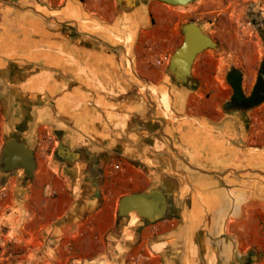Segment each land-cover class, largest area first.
Here are the masks:
<instances>
[{
    "label": "crops",
    "instance_id": "1",
    "mask_svg": "<svg viewBox=\"0 0 264 264\" xmlns=\"http://www.w3.org/2000/svg\"><path fill=\"white\" fill-rule=\"evenodd\" d=\"M194 14L157 1L117 12L116 0H0V152L16 134L35 162L28 181L0 173V228L18 253L46 264L264 255V104L247 121L222 111L231 90L214 51L193 65L197 89L165 73ZM260 63L244 53L230 68L253 86ZM153 189L170 198L165 220L117 218L122 197Z\"/></svg>",
    "mask_w": 264,
    "mask_h": 264
},
{
    "label": "water",
    "instance_id": "2",
    "mask_svg": "<svg viewBox=\"0 0 264 264\" xmlns=\"http://www.w3.org/2000/svg\"><path fill=\"white\" fill-rule=\"evenodd\" d=\"M151 1L172 7H185L195 2V0H116L117 12H129L141 4L144 5ZM180 34L181 44L168 59L165 73L173 85L189 90L197 89L198 83L192 77L193 62L200 54L216 50L218 45L200 25L191 21L181 27ZM179 53L184 54L182 57L186 58L188 64L189 62L192 63L189 69L187 68V80L174 73H167L172 60ZM177 56L175 60H178L180 54ZM225 83L231 90V96L228 102L222 106L223 112L240 116L247 121L248 113L264 104V65L259 67L248 95L244 92L243 75L238 69L230 68L225 75ZM16 132L22 133L23 131L16 129ZM13 135L14 137L10 136L3 143L0 152V173L13 174L16 170L21 169L24 181H28L35 171L33 152L18 138L19 136ZM63 150L65 151V148L60 144L56 154L61 155ZM74 154L79 156V152ZM162 193L160 189H153L149 193H137L122 197L117 206V218L127 219L129 214H133L136 218L149 224L165 220L169 212L170 198Z\"/></svg>",
    "mask_w": 264,
    "mask_h": 264
},
{
    "label": "rangeland",
    "instance_id": "3",
    "mask_svg": "<svg viewBox=\"0 0 264 264\" xmlns=\"http://www.w3.org/2000/svg\"><path fill=\"white\" fill-rule=\"evenodd\" d=\"M191 5L197 9V14L193 15L194 23L200 25L218 45L216 50L210 51L217 52L216 58L222 60L223 68L218 74L221 83H224L228 68L239 65L240 54L247 53L248 57L258 54L261 62L264 61V0H195ZM205 53L196 58L198 65ZM209 72L217 74V66H211ZM70 79L74 81L75 77ZM53 80V77L45 76L40 81L41 84H46ZM251 87L252 85L243 81L246 95L250 93ZM47 92L41 91L40 96L41 100L48 103L50 98ZM84 94L88 99L93 97V100L101 96L93 90ZM102 95L110 97L104 93ZM81 99L83 100L77 93L76 100ZM5 231L0 228V264H46L29 258L30 253H18L14 246L5 241ZM252 264H264V255L261 254Z\"/></svg>",
    "mask_w": 264,
    "mask_h": 264
},
{
    "label": "bare ground",
    "instance_id": "4",
    "mask_svg": "<svg viewBox=\"0 0 264 264\" xmlns=\"http://www.w3.org/2000/svg\"><path fill=\"white\" fill-rule=\"evenodd\" d=\"M178 60H175L176 57H178L177 55H179ZM176 55V57L172 60L171 65L168 68V72L167 73H174L177 76H182L183 79L187 80L188 79V74H187V68L189 69V67L191 66V62H189V64L186 61L185 57H182L184 54L179 53ZM194 63V62H193Z\"/></svg>",
    "mask_w": 264,
    "mask_h": 264
},
{
    "label": "flooded vegetation",
    "instance_id": "5",
    "mask_svg": "<svg viewBox=\"0 0 264 264\" xmlns=\"http://www.w3.org/2000/svg\"><path fill=\"white\" fill-rule=\"evenodd\" d=\"M264 65V61L263 62H261L260 63V66H263ZM227 102V101H226ZM225 102V103H226ZM83 156V155H82ZM82 160L83 161H86V163L88 164V165H92V160H91V158L90 157H86V156H83L82 157ZM244 264H252V255H249L248 256V259L244 262Z\"/></svg>",
    "mask_w": 264,
    "mask_h": 264
}]
</instances>
